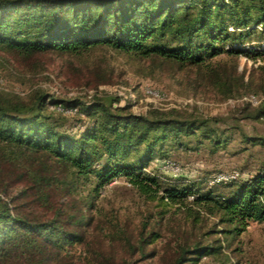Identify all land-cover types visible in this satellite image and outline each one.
Returning a JSON list of instances; mask_svg holds the SVG:
<instances>
[{
    "label": "trees",
    "instance_id": "1",
    "mask_svg": "<svg viewBox=\"0 0 264 264\" xmlns=\"http://www.w3.org/2000/svg\"><path fill=\"white\" fill-rule=\"evenodd\" d=\"M98 46L211 73L212 60L222 54L256 62L264 59V0H0V47L6 50L28 57L80 54ZM6 93L0 87V264H75L69 250L86 242L95 199L118 175L141 195L156 198L162 191L158 199L164 204L185 206L194 219L205 212L217 217L218 226H230L210 233L239 234L251 221L264 223V170L244 179L233 171L235 178L204 192L199 184L217 173L197 182L161 180L145 171L154 157L166 154L168 141L184 147L183 136L216 134L206 121L160 111L135 114L107 95L81 103L38 91L24 102ZM259 104L256 118L264 117V100ZM46 105L76 109L89 122L77 134L60 131L47 123ZM247 140L264 145L262 137ZM211 141L220 146L225 140ZM88 183L78 197L79 186ZM214 186L233 189L215 193ZM160 236L142 229L124 245L133 256L145 255V247ZM221 249L219 238L178 244L166 264H199ZM94 255L99 264H113L111 255ZM120 264L132 263L122 259Z\"/></svg>",
    "mask_w": 264,
    "mask_h": 264
},
{
    "label": "rangeland",
    "instance_id": "2",
    "mask_svg": "<svg viewBox=\"0 0 264 264\" xmlns=\"http://www.w3.org/2000/svg\"><path fill=\"white\" fill-rule=\"evenodd\" d=\"M257 59L254 62L245 56L222 54L212 60L215 71L211 73L206 67H179L158 56L142 57L106 46L80 54L51 51L28 57L0 47V87L7 97L24 102L32 100L38 91L81 103L95 94L107 95L118 98V105L135 114L160 111L181 119L206 121L208 129H216L215 135L205 138L198 132L183 136L184 147L168 141L163 146L166 154L154 157L145 171L160 175L161 180L180 177L201 182L207 175L233 171L244 179L264 170V145L247 140L264 138V117H255L259 103L243 98L254 93L258 100H264V68L257 67L264 65V59ZM146 86L164 96H147L143 91ZM44 110L47 123L63 132L77 134L89 122L76 109L46 105ZM216 137L225 140L222 145L211 141ZM167 160L175 164L167 165ZM89 185L79 186L78 197L85 195ZM199 186L204 192L211 184L201 182ZM212 188L215 193L233 189ZM162 193L156 198L141 195L123 175L104 184L95 199V221L87 230L86 242L69 250L73 263L99 264L96 251L111 255L113 264H120L122 259L132 264H166L178 244L219 238L221 252L204 257L199 264H264V223L251 221L239 234L210 233L230 226H218L217 217L205 212L194 219L185 206L160 201ZM142 229L144 234L157 231L161 236L145 247L144 256L139 252L133 256L124 239L135 241Z\"/></svg>",
    "mask_w": 264,
    "mask_h": 264
},
{
    "label": "built area",
    "instance_id": "3",
    "mask_svg": "<svg viewBox=\"0 0 264 264\" xmlns=\"http://www.w3.org/2000/svg\"><path fill=\"white\" fill-rule=\"evenodd\" d=\"M144 93L149 96V97H162L164 96V93L161 92L158 89L152 88L150 86H146L143 88ZM245 100H247L250 103H259L260 100H258V98L253 95H247L245 97H243ZM165 164L170 165V164H175L173 161L167 160L164 161ZM237 176V173L235 172H231V173H225V172H221V173H217L216 175H214L208 182L213 185L216 184L218 182L221 181H226V180H230L232 178H235Z\"/></svg>",
    "mask_w": 264,
    "mask_h": 264
}]
</instances>
